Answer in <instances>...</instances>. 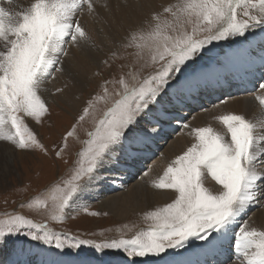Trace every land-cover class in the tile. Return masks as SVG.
<instances>
[{
    "label": "snow or ice",
    "instance_id": "obj_1",
    "mask_svg": "<svg viewBox=\"0 0 264 264\" xmlns=\"http://www.w3.org/2000/svg\"><path fill=\"white\" fill-rule=\"evenodd\" d=\"M14 0H0V141L27 150L39 144L25 122L26 117L40 122L48 111L42 98L44 85L54 73L64 72L61 56L65 45L79 44L89 34L77 18L84 11H97L96 0H33L30 6L17 10ZM106 7L107 5H103ZM172 19L161 20L153 14L149 32H133L127 47L136 55L147 53L153 65L161 66L139 84L121 78L120 99L105 112L93 131L88 133L87 147L80 153L71 183L51 196L54 211L63 218L83 197L91 182L102 176L101 170L116 159L125 165L135 162L145 133L138 130V117L163 112L169 90L181 83L183 73L191 67L206 46L214 42L245 37L250 29H264V0H177L164 8ZM162 62V63H161ZM62 92V88H57ZM256 100L264 106V82L254 87ZM107 95V89H105ZM94 97L79 115L78 123L90 115ZM226 132L213 127L193 128L195 142L177 156L153 182L157 190H172L171 203L147 214L153 221L147 230L130 240L106 244L71 242L48 231L46 225L34 224L14 216L0 227V252L14 237L23 234L33 241L52 245L62 252L83 253L85 246L97 254L104 250L123 252L128 264L134 258H164L169 250L184 249L192 241L216 251L228 241L224 264H264V229L249 225L243 217L253 207L264 205V123L244 115L226 114L217 118ZM157 122L159 118L157 117ZM182 127L187 128L185 123ZM150 132L157 130L153 126ZM73 127L65 139L75 136ZM63 149L57 153L62 155ZM144 175H148L147 171ZM211 179L218 187L209 188ZM83 181V183H81ZM23 229H27L23 232ZM11 251H15L12 245ZM81 264H91L83 259Z\"/></svg>",
    "mask_w": 264,
    "mask_h": 264
},
{
    "label": "bare ground",
    "instance_id": "obj_2",
    "mask_svg": "<svg viewBox=\"0 0 264 264\" xmlns=\"http://www.w3.org/2000/svg\"><path fill=\"white\" fill-rule=\"evenodd\" d=\"M31 2L33 0H14L12 7L22 10L30 6ZM176 2L177 0H96L97 11L95 14L89 15L87 11H84L77 17L89 34V39L79 44H70L67 55L60 57L62 65H58L65 71L54 73V78L44 85L46 91H42V98L50 102L55 99V96L67 107L70 106L74 110L79 108L81 104L78 102L77 93L82 92L83 85L90 81L100 61H103L120 44L130 38L133 32H138L141 26L147 22L154 24L153 14H161L165 7ZM5 6H7L6 0ZM263 32V29H259L250 38ZM243 47H245L244 50H241ZM226 52L233 58L218 52L217 62L219 64L215 62L209 65L203 71L190 76V79L187 77L181 80V83L173 88L174 90H169L162 106L167 110L168 115H164L163 112H153L148 117L139 118L138 130L145 135L140 150L135 153V162L125 165L118 163L113 158L107 165V169L116 170H101L102 176L91 182L83 194V197L86 196L85 201L77 202L73 207L80 204L86 205L91 198L98 199L103 207L119 219L152 207L163 208L172 202L176 194L172 190L155 189L152 186L153 182L163 175L167 166L177 156L183 154L195 142L192 134L193 128L211 126L216 131L226 132L224 126L217 119L218 116L226 114L244 115L251 121L264 123V110L259 103H256L255 95L252 94L254 92L251 84L254 81L252 76L245 80L243 85L236 84L237 88L235 89L231 83H228L229 89H226V98L223 101L229 100L230 102L212 109V111L208 109L209 111L202 113L212 104H219L218 98L215 99L216 102H212L213 96L219 93L225 83L231 82L230 80H240L238 73L247 76L251 69L254 73L263 71L264 74V41L257 44H252L250 41L246 46L238 45ZM222 61H227V66L221 64ZM196 76H198L197 81H193ZM261 82H264V79ZM57 88H62L63 91L57 92ZM240 93L246 94L240 95ZM238 94L239 98L236 97ZM235 97L238 100H234ZM231 98H234V101ZM183 108L191 111L185 112ZM195 110L201 115H194ZM157 117L159 122H157ZM145 122L154 126L157 131H148L152 128L144 127ZM185 123L188 124L187 128L182 127ZM15 156L14 147L0 143V182L4 173L9 172L10 164L14 161ZM145 160H152V163L149 162L148 166H144ZM141 167H144V171L141 172L140 179L136 175L137 180L133 182L134 173ZM146 170H148V175L145 176ZM100 181L103 182L100 187H97L96 185ZM206 186L209 188L218 187L210 178L206 180ZM243 218L248 221L250 226L264 229V205L253 206ZM201 243L187 248L178 256L169 258L170 256L165 255L157 262L158 264H224L228 255L227 240L223 242L221 248L212 252L200 247ZM197 246L199 248H196ZM13 257L12 259L11 250H9L2 255V261L8 262L12 259L9 264H81L80 260L60 253L55 254L50 249L37 245L26 246L22 251H15ZM33 257L36 259L33 260ZM95 259L99 260L95 257L94 261H90L91 264H104L99 263L105 261L103 258L101 261ZM116 263L117 261L113 262V264Z\"/></svg>",
    "mask_w": 264,
    "mask_h": 264
},
{
    "label": "rangeland",
    "instance_id": "obj_3",
    "mask_svg": "<svg viewBox=\"0 0 264 264\" xmlns=\"http://www.w3.org/2000/svg\"><path fill=\"white\" fill-rule=\"evenodd\" d=\"M160 15L161 20L172 19V17L164 13V11H162ZM152 25V23L147 22L144 26L140 27L138 32H149L151 31ZM259 29L260 28L250 29L252 33L248 37L250 38V36L255 35ZM248 37L245 36L243 38L247 39ZM239 38L240 37H235L228 41L214 42L206 46L200 56L197 57L194 62H190L191 67L183 73L181 80L187 77L190 79V76L193 74L201 72V70L203 71L209 65L213 64H208L210 61L208 56L210 55L205 52L213 53L211 54L213 55L212 59L215 60L217 64H219L217 59L220 52L226 57L233 58L226 52L225 47L231 46L230 43L238 41ZM125 42L120 44L119 47L115 51H112L108 57H105L103 61H100L90 81L83 85L82 92L77 93L78 102L81 104L79 108L74 110L71 109L70 106L67 107V105L60 102L59 98L52 94L55 101H46L48 111L41 117L39 123L30 117L25 118L26 124L35 134L39 144L43 147L34 146L27 150H21L7 141H0V143L14 147L16 153L14 161L10 164L9 172L4 173L0 182V227L10 218L22 216L26 220H31L34 224L46 225L48 231L54 235H58L62 240L69 239L71 242L79 240L86 241L89 244H106L119 242L120 240H130L139 232L147 230L153 223V221L146 219V216L160 208L152 207L143 212H138L136 214L132 213L124 219H119L110 213L107 208L103 207L98 199L91 198L90 202L88 201L89 203L86 205L80 204L65 209L63 218H61L60 214L54 211V202L51 199V196L56 194L59 188H63L72 182L73 175L77 170L78 161L80 160V153L87 147L86 142L89 139L88 133L95 129L97 122L103 118L105 112L114 105L115 101L120 99V96L116 93H122L123 89L118 81L124 78L129 84H132L134 82L132 77L135 75V83L139 84L161 66V64L153 65L147 53H145L143 57L137 56V49L134 47H127L129 38ZM70 44L71 41L65 45L66 52L69 51ZM237 44L238 43H236V45ZM221 64L227 66V61H222ZM194 69L196 70L194 71ZM257 73L256 75L249 69V75L245 76V79L248 78V76L255 75L258 81L255 86H257L261 82L263 71H258ZM197 77L198 76H196L193 81H197ZM45 85H47V83ZM105 89H107V95H105ZM171 90L174 89L172 88ZM244 94L240 93V95ZM240 95L238 94L236 97L239 98ZM94 97H104V99L95 102L93 109L90 110V115L86 117L84 121L78 123L79 115L82 114L83 109L88 106L89 101L93 100ZM225 97L226 93L223 92L220 98H218V101L221 100L219 104H212L213 106L211 105L209 108L204 109L202 113H206L208 109L212 111V109L230 102L229 100L223 101L222 99ZM236 97L235 99H231L238 100ZM212 100V102H216L214 97ZM256 103L259 102L256 100ZM183 111L189 113L191 110L183 108ZM194 115L198 116L201 114H198V111L195 110ZM139 118L140 117H138V120ZM73 127L76 129V134L75 136L67 138V146L65 147L64 138ZM144 127L153 128V126L147 122L144 123ZM61 149H63L62 155L57 156V153L60 152ZM149 162L152 163V160H145L143 163L144 166H148ZM142 171H144V167H141L134 173L133 182L137 180V176L140 179ZM102 182L103 181H100L96 186L100 187ZM81 183H83V181H81ZM85 199L86 196L76 201V203L84 202ZM22 231L26 232L27 229H23ZM12 245H14L16 252H18V250L22 251L26 246L30 247L29 245H39L44 246L45 249H50L55 254L60 253L67 257L78 256L80 258H85V256L77 255L72 251H68V254H65L66 252L48 248L55 247L54 242L52 245H45L42 242L33 241L30 237L21 234L13 238L10 242V247L8 246L5 248L4 252H0V264H9L14 258L13 255L15 251H11L12 259L8 262L2 261V255L11 250ZM196 245L197 244H195V246ZM192 247L193 246L190 245L185 248ZM175 250L169 252L172 254ZM82 251L87 254L86 259L88 261L96 257L99 259L98 261H101L102 258L107 261H101L99 263L113 264V262L117 261L116 264H128L129 258H127L126 254L123 252H112L106 249L103 254H97L93 249L87 246H85ZM165 255L171 256L168 253ZM155 258L157 257L143 258V260L150 261ZM34 259H36V257H33V260ZM134 259L141 260V258ZM30 260H32V258H30Z\"/></svg>",
    "mask_w": 264,
    "mask_h": 264
}]
</instances>
